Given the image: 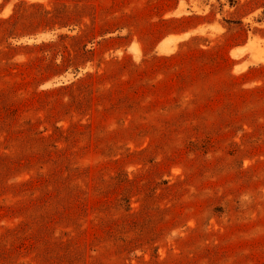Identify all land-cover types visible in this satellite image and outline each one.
Returning a JSON list of instances; mask_svg holds the SVG:
<instances>
[{
	"label": "rangeland",
	"instance_id": "rangeland-1",
	"mask_svg": "<svg viewBox=\"0 0 264 264\" xmlns=\"http://www.w3.org/2000/svg\"><path fill=\"white\" fill-rule=\"evenodd\" d=\"M0 264H264V0H0Z\"/></svg>",
	"mask_w": 264,
	"mask_h": 264
}]
</instances>
